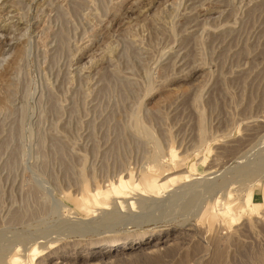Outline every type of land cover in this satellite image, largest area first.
Wrapping results in <instances>:
<instances>
[{
    "label": "rangeland",
    "instance_id": "1",
    "mask_svg": "<svg viewBox=\"0 0 264 264\" xmlns=\"http://www.w3.org/2000/svg\"><path fill=\"white\" fill-rule=\"evenodd\" d=\"M0 11V264H264V0ZM107 190L135 205H88ZM140 234L169 241L89 256Z\"/></svg>",
    "mask_w": 264,
    "mask_h": 264
},
{
    "label": "bare ground",
    "instance_id": "2",
    "mask_svg": "<svg viewBox=\"0 0 264 264\" xmlns=\"http://www.w3.org/2000/svg\"><path fill=\"white\" fill-rule=\"evenodd\" d=\"M7 3V2H6ZM47 3V2H46ZM8 4V3H7ZM6 4V5H7ZM21 5V4H20ZM193 7V6H192ZM16 8V7H15ZM3 10V9H2ZM1 12V11H0ZM7 17V16H6ZM7 20V19H6ZM1 28V27H0ZM16 29V28H15ZM200 32V31H199ZM20 33V32H19ZM197 34V33H196ZM4 35V34H3ZM2 37V36H1ZM14 39V38H13ZM21 41V40H20ZM179 47V46H178ZM21 52H23L22 51V49H20L19 47H18V49H17V51L15 52V58L13 57V61L14 62H16L15 60H17L20 56H21ZM12 55V54H11ZM9 57V56H8ZM178 64V63H177ZM15 68V67H14ZM12 69V68H11ZM9 70H10V68H9ZM8 72V71H7ZM9 75V74H8ZM1 76V75H0ZM5 76V77H4ZM4 76H2V80L0 81V86L2 85V84H5V83H7V80H8V78H7V74L6 75H4ZM13 76V75H12ZM4 77V78H3ZM9 77V76H8ZM1 79V78H0ZM4 81V82H3ZM9 81V80H8ZM7 88V87H6ZM1 89V88H0ZM8 89V88H7ZM5 91V90H4ZM6 93H8V92H6ZM1 100V99H0ZM6 100V99H5ZM4 100V101H5ZM3 105V99H2V101H0V107ZM7 105V104H6ZM8 109V108H7ZM136 112V111H135ZM133 124V123H132ZM138 127V126H137ZM144 127V126H143ZM144 130V129H143ZM147 132V131H146ZM152 134V133H151ZM150 134V135H151ZM158 144V143H157ZM160 146V145H159ZM158 145L155 147L156 149H155V152H154V154H153V161L154 162H159L158 161V159L161 157V149H160V147H159ZM241 148V147H240ZM236 150V149H235ZM228 151V150H227ZM238 151V150H237ZM234 153V152H233ZM173 156H174V154H173ZM162 161V160H161ZM168 162V161H167ZM174 162H176V161H174ZM163 163V162H162ZM154 166H156V165H154ZM169 166V165H168ZM153 170V169H152ZM155 170V169H154ZM126 176V175H125ZM200 176V175H199ZM168 177V176H167ZM182 177V176H181ZM180 177V178H181ZM183 178V177H182ZM164 179V178H163ZM169 179V178H168ZM186 179V178H185ZM138 180V179H137ZM137 180H136V182H137ZM169 180H171V179H169ZM239 181V180H238ZM133 182V181H132ZM139 182V181H138ZM138 184V183H137ZM173 184V183H172ZM186 184V183H185ZM130 186V185H129ZM78 187V186H77ZM134 187V186H133ZM132 187V188H133ZM163 187H164V183H160V181H159V179H158V176L156 177L155 175H153V174H151V175H149V177H144L143 179H142V181H141V183H140V188L143 190V192L145 191V192H147V193H149L148 194V196H150L151 197V193H155V194H159V193H162L164 190H163ZM165 188H168V187H165ZM259 188V187H258ZM94 189V188H93ZM126 186L125 185H123V184H121L120 185V190L118 191V193H125V195H126ZM136 189V188H135ZM176 189V188H175ZM177 189H178V187H177ZM176 189V190H177ZM180 189H181V187H180ZM130 190V189H129ZM174 190V189H173ZM112 191V190H111ZM131 191V190H130ZM181 191H182V189H181ZM169 192V191H168ZM185 192V191H184ZM129 193V192H128ZM146 193V194H147ZM166 193V192H165ZM178 193H179V191H178ZM183 193V192H182ZM181 193V194H182ZM115 194V193H114ZM151 194V195H150ZM94 195V194H93ZM112 196V193L110 192V191H106V192H104V194H103V201H100L99 199H94V198H91L90 199V201H88V205H90L91 203L92 204H95V205H97V204H102L103 206L102 207H104V208H109L110 206L109 205H111V203H113V207H114V209L115 210H113L114 212H110L109 213V211L107 212V213H109L108 215L110 216V215H117V213L119 212V209H123L124 207H126V206H122V208H121V205L122 204H126V201L128 202V204H130L131 202H129L130 201V198L128 197V196H124V198H116V199H114L113 200V198L114 197H111ZM117 196V195H116ZM134 196V195H133ZM153 196V195H152ZM94 197V196H93ZM123 197V196H122ZM128 197V198H127ZM147 197V196H146ZM146 197H143V199L145 198L146 199ZM136 198V197H135ZM148 198V197H147ZM153 198H155V196H153ZM157 198V197H156ZM159 198V197H158ZM176 198V197H175ZM73 199V198H72ZM128 199H129V201H128ZM174 199V198H173ZM136 200V199H135ZM135 200H133L132 199V205L135 203ZM138 200V199H137ZM140 200H142V199H140ZM156 200V199H155ZM155 200H153V201H155ZM134 201V202H133ZM67 202H68V205H69V203L71 202V199L69 200V199H67ZM143 202V201H142ZM128 204H126V205H128ZM130 204V205H131ZM137 204V203H136ZM129 205V206H130ZM135 205V204H134ZM143 205V204H142ZM140 206V205H139ZM151 206V205H150ZM149 206V207H150ZM209 206V205H208ZM131 207V206H130ZM129 207V208H130ZM152 207V206H151ZM128 208V207H127ZM128 208V209H129ZM134 208V207H133ZM142 208V207H141ZM146 208V207H145ZM113 209V208H112ZM128 209H124V210H128ZM225 209V208H224ZM123 210V211H124ZM144 210V209H143ZM148 210V209H147ZM220 210V209H219ZM84 211V210H83ZM110 211H111V209H110ZM129 211V210H128ZM212 211V210H211ZM104 212H105V209H104ZM121 212V214H122V211H120ZM127 212V211H126ZM198 212H199V210H198ZM229 212V211H228ZM80 213V212H79ZM92 213H93V211H92ZM91 213V214H92ZM124 213V212H123ZM129 213V212H128ZM212 213H215V212H212ZM220 213V212H219ZM205 214V213H204ZM102 215V214H101ZM101 215L99 214V216H100V218H101ZM104 215H105V213H104ZM213 215V214H212ZM103 216V215H102ZM141 216V215H140ZM157 216V215H156ZM161 216V215H160ZM214 216V215H213ZM217 216V215H216ZM96 217V216H95ZM108 217V216H107ZM116 217V216H115ZM142 217V216H141ZM183 218V217H182ZM212 218V217H211ZM102 219V218H101ZM108 219H109V217H108ZM116 219V218H115ZM137 219H138V217H137ZM145 219V218H144ZM154 219H156V218H154ZM105 220H107V218L105 219ZM260 220V219H259ZM85 222V221H84ZM98 222V221H97ZM108 222H109V220H108ZM189 222V221H188ZM96 223V222H95ZM103 223V222H102ZM98 224V223H97ZM111 224V223H110ZM194 224V223H193ZM75 225V224H74ZM113 225V224H112ZM195 225V224H194ZM114 226V225H113ZM112 227V226H111ZM149 233V232H148ZM147 234V233H146ZM146 234H140V235H137V236H135V237H128V236H125V237H117V238H115V239H113V240H111V241H108V240H105V239H103L104 240V243H101L97 248L98 249H96L95 251H93L92 253H91V255H89L90 256V258L93 256H106V255H108L109 253H112V252H115V251H125V250H131V249H133V248H137V247H142L143 245H145V244H148V243H150V242H152V241H154V239L156 238V240H158V239H160V242H156V243H166V242H168L169 240L168 239H164L163 240V238L162 237H159V235H160V233H159V235H154V234H149V235H146ZM171 235H173V233H171ZM58 236V235H57ZM59 237V236H58ZM171 237V236H170ZM51 238V237H50ZM57 242V241H56ZM107 242H109V243H107ZM47 243V242H46ZM54 243V242H53ZM53 243H49L48 245H46V244H42L43 246L44 245H46V247H43L42 249H40V245L38 246V244L37 245H34L32 248H31V250H30V253L32 254V255H36V254H38V253H40V252H44L45 254H48V256L47 257H49V258H51V257H53V254L55 255L56 253H58V254H60L59 253V251L58 250H55V251H51L52 250V248H54V247H52V245L51 244H53ZM25 245V244H24ZM154 247V246H153ZM57 248V247H56ZM44 249H46V251H44ZM141 249V248H140ZM145 250V249H144ZM29 253V252H28ZM121 253H123V252H121ZM167 253V252H166ZM126 254V253H125ZM163 254V253H162ZM110 255V254H109ZM66 256V254L65 255H61L60 257H65ZM162 257H163V255H162ZM25 259V258H24ZM22 257H21V255L20 254H18V253H15L12 257H11V259H9L8 260V264H27V261H25ZM44 259H46V258H44ZM262 259V261H264V256L261 258ZM250 263V262H249ZM245 264V263H244Z\"/></svg>",
    "mask_w": 264,
    "mask_h": 264
}]
</instances>
